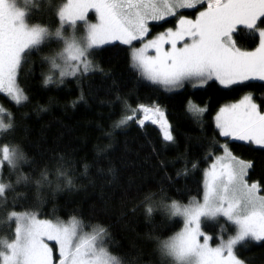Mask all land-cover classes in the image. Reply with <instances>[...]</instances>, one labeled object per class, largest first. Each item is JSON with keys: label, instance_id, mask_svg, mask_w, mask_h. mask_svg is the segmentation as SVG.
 I'll return each mask as SVG.
<instances>
[{"label": "trees", "instance_id": "1", "mask_svg": "<svg viewBox=\"0 0 264 264\" xmlns=\"http://www.w3.org/2000/svg\"><path fill=\"white\" fill-rule=\"evenodd\" d=\"M49 1L36 4L29 23L59 26L54 9L61 0ZM154 34L153 29L150 36ZM233 39L241 51L259 47L258 34L244 27L237 28ZM128 48L114 43L94 49L89 59L95 70L63 82L57 76V82L47 86L49 64L44 57L55 55L60 46H44L23 62L17 83L28 99L16 105L0 93V106L12 114L13 124L0 133V145L16 146L26 158L15 170L3 168L2 178L12 188L0 203V220L13 210L36 212L52 221L68 222L75 216L86 231L96 225L108 229V250L122 264H167L157 238L172 236L183 222L170 218L163 205L201 199L205 171L224 153L221 145L226 144L235 157L252 161L246 179L264 186V148L221 136L214 119L224 105L249 94L264 111V82L224 88L211 80L203 87L186 84L169 91L131 67ZM189 101L207 111L190 113ZM141 105L165 112L174 142L163 139L159 124L141 127L129 120L117 126L126 114L141 119L142 112L132 111ZM20 176L27 179L17 183ZM149 205L151 215L146 211ZM202 226L214 246L235 234L224 219L206 220ZM10 234L8 225L0 223V237ZM235 254L245 264H264V241L243 242Z\"/></svg>", "mask_w": 264, "mask_h": 264}, {"label": "snow or ice", "instance_id": "2", "mask_svg": "<svg viewBox=\"0 0 264 264\" xmlns=\"http://www.w3.org/2000/svg\"><path fill=\"white\" fill-rule=\"evenodd\" d=\"M36 7L35 0H0V93L16 105L28 99L17 83L23 62L52 43L60 50L44 57L49 64L45 86L57 82V76L63 82L66 76L95 70L89 59L92 50L116 41L129 46L130 65L142 78L169 91L185 83L203 87L211 80L226 88L264 81V0H61L54 9L59 21L54 29L29 23ZM180 9H195L198 15L195 19L178 16ZM90 12L95 14V22L89 18ZM168 17H178V27L145 41L149 23ZM78 22H83L79 25L85 29L83 34L77 31ZM237 25L258 34L255 51L236 47L232 34ZM134 41H140L141 46H135ZM149 50L155 54L149 56ZM132 111L142 112L143 119L126 114L117 126L135 120L143 127L150 121L159 124L165 141L174 142L160 108L141 105ZM188 111L202 115L207 109L189 101ZM0 117H5L0 118V133H6L13 127L12 114L0 106ZM214 119L221 136L264 148V111L250 94L222 107ZM221 147L224 155L205 171L201 199L193 197L188 204L172 200L163 205L170 218L183 222L182 229L172 236L157 238L167 264H244L235 247L264 241V195L260 194L264 186L246 179L252 161L235 157L226 144ZM21 161L26 158L16 146L0 145V203L12 188L2 178L3 168L7 165L15 170ZM25 179L20 176L17 183ZM146 211L151 215L152 206ZM217 217L230 222L235 235L212 247V237L201 230V218ZM0 223L11 230L9 236L0 237V264H122L109 252L108 229L102 225L86 231L87 226L75 216L68 222H53L38 218L36 212L15 210ZM46 240L55 241V245L50 247Z\"/></svg>", "mask_w": 264, "mask_h": 264}, {"label": "rangeland", "instance_id": "3", "mask_svg": "<svg viewBox=\"0 0 264 264\" xmlns=\"http://www.w3.org/2000/svg\"><path fill=\"white\" fill-rule=\"evenodd\" d=\"M39 1L40 0H35V2H36V4L38 5L39 4ZM47 1V3H50V1L49 0H46ZM54 4V3H53ZM197 7L198 8H200V10H204L203 9V6H201V5H197ZM190 10H195V9H180V10H178V16L180 15V14H183L186 18H188V19H195V16L196 15H198V12L196 11V12H194L193 14H189L188 12L190 11ZM187 11V12H186ZM90 15H93V17H94V20H91L92 22H95V14L94 13H92V12H90L89 13V18H90ZM170 20H172L173 21V23H171V26H167L165 29L162 27V24H164V23H166V22H170ZM83 22H78V29H77V31H78V33H80V34H83V32L85 31V29L83 28V27H80L79 25L80 24H82ZM33 25H35V24H33ZM178 27V17H168V18H166L165 20H162V21H151L150 23H149V33H148V36L147 37H145V41H147L148 39H152V38H155V37H157V36H159L160 34H162V33H165L167 30H169V29H173V30H175L176 28ZM238 27H244L243 25H237V28ZM163 28V29H162ZM237 28H236V30H237ZM155 30V35H153V36H150V31H152V30ZM234 34V33H233ZM233 34H232V36H233ZM234 40V39H233ZM114 43H119L118 41H116V42H113V43H110V44H114ZM120 44V43H119ZM133 44L135 45V46H137V47H139V46H141V42L140 41H134L133 42ZM105 45H109V44H105ZM105 45H103V46H105ZM103 46H101V47H103ZM126 46H128V45H126ZM180 45L178 44V47H179ZM101 47H99V48H101ZM129 47V46H128ZM164 48L165 49H168V48H170V45H164ZM155 54V52H154V50H149L148 51V55L149 56H152V55H154ZM80 73H82V72H77V74L76 75H79ZM75 75V76H76ZM67 77H74V76H66V77H64V78H67ZM60 79V78H59ZM254 81H256V80H254ZM209 82V81H208ZM246 82H248V81H246ZM261 82H264V81H261ZM186 84H190V83H185L184 84V86L186 85ZM206 85V84H205ZM204 85V86H205ZM183 86V87H184ZM222 87H224L223 85H221ZM232 86H234V85H232ZM232 86H229V87H232ZM182 87V88H183ZM197 87H199V86H197ZM229 87H227V88H229ZM224 88H226V87H224ZM179 89H181V88H179ZM179 89H174V90H179ZM253 102L255 103V101L253 100ZM229 105H231V104H229ZM228 106V105H227ZM225 107V106H224ZM163 112V111H162ZM164 118L167 120V118H166V115H165V112H164ZM168 122V121H167ZM169 125V124H168ZM161 130V132H162V129H160ZM169 130H170V128H169ZM162 135H163V132H162ZM241 142H245V141H241ZM224 155V153L223 154H221V155H219V156H217L216 158H215V160L212 162V164L214 163V162H216L219 158H221L222 156ZM219 157V158H218ZM260 194H262V193H260ZM262 195H264V194H262ZM38 218H40L39 216H38ZM220 219H224V220H226L224 217H217V218H215V219H212V218H201V230L203 231V228H202V225H203V222L204 221H206V220H208V221H216V220H220ZM227 221V220H226ZM53 222H56V221H53ZM222 232H224V231H222ZM206 234V233H205ZM206 235H208V234H206ZM235 235V234H234ZM208 236H210V235H208ZM203 240V237H201V241ZM227 240V238L226 239H221L220 240V243H222L223 241H226ZM211 241H212V239L209 241V244H210V246H212V247H215V246H217V245H212V243H211ZM46 243H48L49 244V246L51 247V246H53V245H55V241H45ZM219 243V244H220ZM218 244V245H219ZM238 246V245H237ZM236 246V247H237ZM236 247H235V249H236ZM56 248H58V245L56 246ZM56 248H54V256L57 254V252H56ZM235 249H234V251H235ZM245 264V263H244Z\"/></svg>", "mask_w": 264, "mask_h": 264}, {"label": "bare ground", "instance_id": "4", "mask_svg": "<svg viewBox=\"0 0 264 264\" xmlns=\"http://www.w3.org/2000/svg\"><path fill=\"white\" fill-rule=\"evenodd\" d=\"M140 76V75H139ZM196 105V104H195ZM164 113V112H163ZM161 129V128H160ZM219 131V130H218ZM219 158V157H218ZM203 227V226H202Z\"/></svg>", "mask_w": 264, "mask_h": 264}]
</instances>
